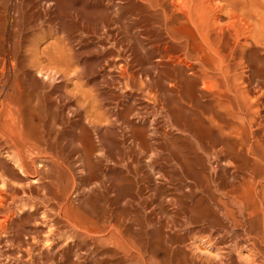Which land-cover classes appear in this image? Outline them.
<instances>
[{
    "label": "bare ground",
    "instance_id": "1",
    "mask_svg": "<svg viewBox=\"0 0 264 264\" xmlns=\"http://www.w3.org/2000/svg\"><path fill=\"white\" fill-rule=\"evenodd\" d=\"M37 29L60 34L63 46H26ZM91 41L99 78L117 93L75 85L56 95L80 57L72 44ZM130 92L149 110L124 104ZM107 98L110 112L90 111ZM80 110L143 152L150 141L173 144L161 160L168 170L155 173L170 187L171 214L154 241L119 205L120 191L138 182L134 171L102 186L106 197L115 191L114 209L81 211L70 198L74 168L92 177L103 160L85 124L56 127ZM134 240L150 264H264V0H0V264H134Z\"/></svg>",
    "mask_w": 264,
    "mask_h": 264
},
{
    "label": "rangeland",
    "instance_id": "2",
    "mask_svg": "<svg viewBox=\"0 0 264 264\" xmlns=\"http://www.w3.org/2000/svg\"><path fill=\"white\" fill-rule=\"evenodd\" d=\"M89 8H93L92 6L90 7V4H89ZM47 32H46V31ZM38 31V32H37ZM42 31V30H41ZM40 30H34L33 32H31V34H27V37H26V41H25V44L26 46L29 44H31L30 42H32V46L33 48L39 53L41 52L43 49L45 50L46 48H52V46L54 45H58L59 47L60 46H63V44L60 43V34L58 33H54L52 32L51 30H48V29H44L42 32ZM49 31V32H48ZM51 31V32H50ZM36 32V34H35ZM32 33H34L32 36ZM49 33V34H48ZM43 34V35H42ZM56 34V35H55ZM31 35V36H30ZM48 36V37H47ZM31 37V38H30ZM36 37V40H34V38ZM40 37V38H38ZM27 38H29L27 40ZM33 39V40H32ZM41 40V41H40ZM36 41V42H35ZM39 41V42H38ZM92 42V41H91ZM88 42L87 43V47H84L83 50H82V47L77 44V43H74L72 44L71 46H68V49L70 48L71 49V52H76L75 53H79V59H75L73 58L72 59V63L75 62V64H71V67L69 68L70 70L68 71V76H72L70 77L71 78V81H69L70 84H68V80L66 79H59V81L61 80H65V81H62L60 83H58V87L57 89H55L54 93L56 95L62 93V92H66L67 89L68 91L72 90L71 91V95L73 93H75V91L73 89H75V85L78 86L79 89L81 90H93V89H97V91L99 90V92H107L106 90L112 92V93H117V91H113V89H106V85L105 83L103 82L102 83V79L99 78L101 75V72L100 71V62L99 60L94 56V54L91 53V50L93 49V42ZM29 43V44H28ZM35 43L37 47H35ZM51 44V45H50ZM90 44V47L89 45ZM92 45V46H91ZM40 48V50H39ZM86 48V49H85ZM91 50H89V49ZM73 50V51H72ZM86 52V53H85ZM41 57V56H40ZM96 59H95V58ZM44 59V61L42 60ZM93 59V60H92ZM74 60V61H73ZM91 60V61H89ZM96 60V61H95ZM41 63H44V65H46L45 63L46 60L45 58H41ZM82 61V62H81ZM95 61V62H94ZM79 62V63H78ZM84 62V63H83ZM87 62V64H86ZM93 62V63H92ZM82 63V64H81ZM89 63V64H88ZM43 64H41L42 66ZM43 65V67H44ZM87 65V67H86ZM90 65V66H88ZM85 66V67H83ZM46 67V66H45ZM91 67V69H90ZM57 68H60V69H64L63 67L61 66H57ZM61 70V71H62ZM34 72L33 75H35V71L37 72L36 69H33ZM80 71V72H79ZM78 72V73H77ZM35 73V74H34ZM43 73V72H42ZM96 73H100V74H97L96 76ZM70 74V75H69ZM72 74V75H71ZM73 74H75L73 76ZM78 74V75H77ZM77 75V77H76ZM94 75V76H93ZM79 77V79H77ZM92 77V78H91ZM94 77V78H93ZM41 77H39V80ZM55 78H56V75H55ZM81 78V79H80ZM99 78V80H98ZM76 79V80H75ZM89 79V80H87ZM93 79V80H92ZM95 79V80H94ZM101 79V80H100ZM58 80V79H57ZM75 82H74V81ZM87 81V83L84 85V83ZM91 81V83H90ZM65 82V84H64ZM73 82L75 83L73 85ZM57 82H54L53 84H47V86L44 84L43 86H45L43 88V91H48L50 90L51 86L54 87ZM63 83V84H61ZM66 83L68 85H66ZM83 83V84H82ZM93 83H96V84H93ZM63 87H61V85ZM72 84V85H71ZM104 84V85H103ZM84 85V86H83ZM100 85V86H99ZM64 86H68V87H64ZM104 86V87H103ZM41 87V85H40ZM60 87V88H59ZM84 87V88H83ZM94 87H97V88H94ZM99 87V88H98ZM103 88V89H101ZM39 89V88H38ZM61 89V90H60ZM64 89H66V91H64ZM106 89V90H105ZM59 90V91H58ZM102 90V91H101ZM123 92L125 91L124 89H122ZM74 91V92H73ZM68 93V92H67ZM121 93V92H120ZM136 95H135V94ZM69 94V96H70ZM133 94V95H132ZM131 96V97H130ZM132 96H135V99L131 100ZM139 96V98L137 97ZM253 96H251L250 98H252ZM138 98V99H137ZM145 98V99H144ZM144 101H143V100ZM253 99V98H252ZM147 98L145 96H142L140 98V95L138 94V92H130L129 93V96L127 97V99L124 100V104L128 105V103H131L133 104L132 101H135L134 104L136 105H132V107H134V110H135V113H137L138 111L136 110H139L143 107L146 106V103L147 102ZM149 101V100H148ZM106 102V103H105ZM107 102L109 104H107ZM101 104H99V106H97L96 108L94 109H90V111L92 113H94L95 115L99 114V115H102L104 114V110L106 111H109V109L111 107H113V101H111L109 98H107L105 101H101L100 102ZM112 103V104H111ZM104 104V105H103ZM145 104V105H144ZM125 105V106H126ZM130 105V104H129ZM140 105H141V108H140ZM71 106V105H70ZM72 106L74 107V105L72 104ZM71 106V107H72ZM106 106H108L106 108ZM110 106V107H109ZM137 106H139V108H136ZM100 107V108H99ZM103 107V109L101 108ZM105 107V108H104ZM98 108V109H97ZM136 108V109H135ZM147 110L148 109V106H146ZM102 109V110H101ZM87 111L89 110L86 109ZM84 110V111H86ZM82 111V112H81ZM83 110H80L78 112L77 115H74V116H71V115H68L69 116V119H70V123H67L65 125L63 124H57L58 129L62 127V130H65V129H70L71 132H77L78 131V128L82 125H86L87 126V129H88V136H89V140H90V143L92 144L93 146V149H96L99 150L97 152V156H99V158L102 160L101 162V165L100 166H97L96 167V170H95V174H93V176L91 177L88 173L84 174L85 172H83V174H79L77 173V167H75L76 165H74V171H73V179L75 180V185H76V192L75 194H70V198L73 199V195L75 196L74 200L76 203H74L75 205H80V209L82 211V208H83V205L84 204H87V205H91L92 207H105V204H106V208H108V210H111V209H114L115 207L113 206V203H112V199L114 197H116V193L115 191L114 192H110V194L106 197L105 196V193L103 194V190H102V186L105 184V185H109L111 186V184L114 182L113 181V176L114 174L117 176L118 175V179L119 178H122L123 177H128V178H133L132 177V171H134L136 173V178H134L136 181H138L136 183V186L134 187V190L132 192H127L125 190L124 191H120L119 193V205L121 206V208H124L128 211H131L133 212V215L131 216H134L139 222L137 223V226L135 227V229L137 230V228L139 229L140 232H143L144 234H146L145 236H147V238L149 239V243L151 241H154V235L156 234L155 232L157 231V227H158V224L160 222V225L161 224H164V223H167L168 222V217L170 216V207H166L165 203V197L167 198L168 195L170 194V187L165 185L163 182L161 183V181L159 179H157V176L155 175L156 171H158L159 169L163 168L165 171L168 170L167 167L164 165V163L161 161L163 158L167 157V155L169 156V154L171 152L174 151L173 149V144H171V142L166 139L163 138V140L159 139L160 141H150L151 144L149 143V146H150V149H148V151H145L143 152V150L140 148V147H137L134 143H132L131 141L129 140H125L124 142H120V138H119V130L116 126H114L113 124H111L108 120L105 121V118L103 117V121L102 122H99L97 123V125L100 127V129H95L94 127H91L90 123H89V120L91 121L92 120V117L91 118H86V115ZM86 111V112H87ZM98 112L97 114L95 112ZM100 111L102 114H100ZM105 111V112H106ZM110 112V111H109ZM67 116V118H68ZM71 116V118H70ZM85 116V117H84ZM80 117V118H78ZM150 117V116H149ZM83 118V119H82ZM79 119H82L79 120ZM86 119V121H85ZM79 120V121H78ZM136 120V121H135ZM75 124H74V123ZM80 122V124H79ZM85 122V123H84ZM134 122L136 124L139 123V120L137 118H134ZM87 123H89L87 125ZM109 123V125H108ZM79 124V125H78ZM107 124V125H106ZM63 125V126H61ZM69 125V126H68ZM76 125V126H75ZM104 125V127H103ZM113 125V126H112ZM160 125V124H159ZM158 125V126H159ZM162 125V124H161ZM161 125L158 127L156 126L155 128L157 130H161L163 129L164 127ZM74 126V127H73ZM78 126V127H77ZM106 126V128H105ZM77 128V129H76ZM116 128V130L114 129ZM152 127H149L148 129H151ZM57 129V128H56ZM72 129H74L72 131ZM102 129V131H101ZM109 129V130H108ZM77 130V131H76ZM114 130V131H113ZM114 133H113V132ZM116 131V132H115ZM94 133V134H93ZM176 132L172 133V138L173 139H176V135L178 138H180V134L178 135V133ZM91 135H92V138H93V141H92V138H91ZM119 139H118V138ZM65 140V139H63ZM100 140V141H99ZM117 140V141H116ZM165 140V142H164ZM171 140V139H170ZM163 141V142H161ZM94 142V143H93ZM107 142V143H106ZM115 142V144H114ZM117 142V143H116ZM169 143V144H168ZM113 144V146H111ZM164 144V145H163ZM172 145V146H171ZM97 146V147H96ZM99 146V147H98ZM169 148H168V147ZM171 146V147H170ZM116 147V148H115ZM166 149H165V148ZM168 148V149H167ZM172 148V150H171ZM101 149V150H100ZM150 150L151 153H150ZM156 150V151H154ZM158 150V151H157ZM170 151V152H169ZM103 154H101V153ZM149 152V153H147ZM167 154H166V153ZM169 152V153H168ZM161 153V154H160ZM144 154V155H143ZM145 154L147 156H149L148 154H150V156L147 158L145 156ZM151 154L153 155L151 157ZM166 154V155H165ZM155 155H158V158H156ZM78 153H74L73 154V160L72 162L74 163H77L78 161ZM96 156V157H97ZM165 156V157H163ZM116 157V159H115ZM155 157V158H154ZM162 157V158H160ZM98 158V157H97ZM107 158V159H106ZM110 158V159H109ZM150 158H154L153 160L150 159ZM119 160V161H118ZM159 160V161H158ZM94 162V161H93ZM151 163L150 167L148 165V163ZM154 162V163H153ZM159 162V163H157ZM121 163V164H120ZM133 164V165H132ZM160 164V165H159ZM130 165V166H128ZM153 165V166H152ZM130 168V169H129ZM118 169V170H117ZM131 172V173H130ZM154 175H152V174ZM88 174V175H87ZM127 174V175H126ZM129 174V175H128ZM82 175V176H81ZM152 175V176H151ZM88 176H89V179H88ZM108 176V177H107ZM112 176V177H111ZM131 176V177H130ZM85 177H87V180L85 179ZM110 177V178H109ZM139 177V178H138ZM117 177H114V180H116ZM93 181H92V180ZM154 179V180H153ZM79 180V181H78ZM156 180V181H155ZM122 181H124L122 179ZM156 182V183H153ZM90 182V183H89ZM77 183V184H76ZM110 183V184H109ZM121 185L123 186L124 188V185L126 184V182H121ZM124 185H123V184ZM157 185V186H156ZM116 186V185H115ZM121 186V188H122ZM159 186V187H158ZM118 186H116L117 188ZM169 187V188H167ZM167 188V189H166ZM80 189V190H79ZM113 189V188H112ZM115 189V188H114ZM113 189V190H114ZM156 192H155V190ZM161 189V191H160ZM163 189V190H162ZM124 190V189H123ZM123 192V193H122ZM166 192V193H165ZM160 193V194H159ZM122 194V197L121 195ZM161 195V196H160ZM165 195V196H164ZM163 196V197H162ZM84 198V199H83ZM122 199V200H121ZM165 199V200H164ZM129 200V201H128ZM161 200V201H160ZM80 202V203H79ZM162 203V204H161ZM112 207V208H111ZM162 207V208H161ZM164 207V208H163ZM111 208V209H110ZM131 208V209H130ZM136 209V210H135ZM139 212V213H138ZM138 213V214H137ZM142 213V214H141ZM145 215V216H144ZM130 215H124V219L125 221L128 219V218H131ZM150 218V219H149ZM149 219V220H148ZM163 222V223H162ZM158 223V224H157ZM145 226V227H144ZM146 228V229H145ZM148 229V230H147ZM151 229V230H150ZM155 230V231H154ZM164 230V229H163ZM165 233L167 234H170L168 228L164 230ZM154 234V235H153ZM166 234V235H167ZM172 234V233H171ZM134 240V244H135V247L137 249V251H139V253H141V257L140 260L142 261H138L137 263H134V264H143V263H146V264H150V253L146 248L145 245H142V243L140 242V240ZM141 245H140V244ZM174 247V246H173ZM145 250V251H144ZM148 251V252H147ZM149 258V259H148ZM149 260V261H148ZM145 261V262H144ZM148 261V262H147ZM157 261V260H156ZM151 263H154V260H152ZM126 264V263H125ZM129 264V263H127Z\"/></svg>",
    "mask_w": 264,
    "mask_h": 264
}]
</instances>
